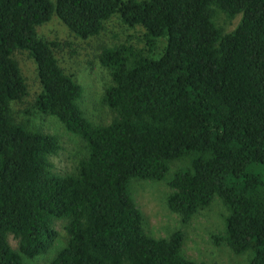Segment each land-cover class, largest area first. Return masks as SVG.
<instances>
[{"label":"trees","instance_id":"trees-1","mask_svg":"<svg viewBox=\"0 0 264 264\" xmlns=\"http://www.w3.org/2000/svg\"><path fill=\"white\" fill-rule=\"evenodd\" d=\"M216 10L241 15L239 25L224 33ZM54 15L81 39L113 17L142 28L144 49L100 48L111 123L85 117L83 87L60 66L58 43L38 35ZM17 50L37 66L33 107L85 146L70 173L54 171L58 136L13 117L12 104L28 93ZM183 158L169 209L187 222L219 197L228 210L222 240L264 264V0H0V264L46 254L58 220L68 239L51 264H207L182 255L180 231L147 235L130 193L132 179L161 181Z\"/></svg>","mask_w":264,"mask_h":264},{"label":"rangeland","instance_id":"rangeland-1","mask_svg":"<svg viewBox=\"0 0 264 264\" xmlns=\"http://www.w3.org/2000/svg\"><path fill=\"white\" fill-rule=\"evenodd\" d=\"M213 20L224 33H229L239 25L241 15L229 19L226 14L216 10ZM37 32L42 39L58 43L54 49L60 66L83 87L79 105L85 117L94 125L111 123L115 114L102 101L107 87L111 84V76L109 70L100 63V48L126 43L144 49L142 28L124 26L118 18L113 17L105 24L100 35L81 39L54 15L50 21L39 26ZM163 47L164 42H160L156 52L161 51ZM14 59L26 80L28 93L25 98L12 104L13 117L16 122L25 123L29 129L58 136L62 149L58 155L51 157L54 171L58 174L70 173L84 156L85 146L75 134L67 131L55 116L42 114L33 107L35 98L41 91L36 63L29 53L23 50L15 51ZM188 165L189 158L170 162L166 177L161 181L131 180L130 193L143 215L145 233L156 239H168L180 231L183 234L182 255L197 262L249 264L250 252L235 254L222 240L228 210L219 197L215 196L207 209L198 211L187 222L169 209L167 199L174 191L169 182L177 171ZM66 222H55L54 228L59 236L50 250L34 259H25L24 264H51L58 251L67 243ZM8 241L14 249L18 247V241L12 235H9Z\"/></svg>","mask_w":264,"mask_h":264}]
</instances>
